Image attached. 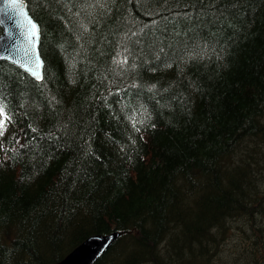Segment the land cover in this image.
Listing matches in <instances>:
<instances>
[{
    "label": "trees",
    "instance_id": "1",
    "mask_svg": "<svg viewBox=\"0 0 264 264\" xmlns=\"http://www.w3.org/2000/svg\"><path fill=\"white\" fill-rule=\"evenodd\" d=\"M25 1L44 71L0 62V264L112 231L94 264L264 261V0Z\"/></svg>",
    "mask_w": 264,
    "mask_h": 264
},
{
    "label": "water",
    "instance_id": "2",
    "mask_svg": "<svg viewBox=\"0 0 264 264\" xmlns=\"http://www.w3.org/2000/svg\"><path fill=\"white\" fill-rule=\"evenodd\" d=\"M24 5V11L30 16L25 1L22 0ZM4 4L0 3V26L2 28V33L0 34V56H6L7 52L5 49L12 45H15L20 50L16 54V57L9 59H0V61L8 62L28 75L35 79L30 72L26 71L22 65V58L24 57V52L27 46V41L25 40L26 31L24 28L20 27L17 21L20 19L18 17H9L4 14ZM35 23L36 21L32 19ZM22 23V21H20ZM37 24V23H36ZM38 25V24H37ZM8 31H11L12 35H8ZM39 31V26H38ZM39 39L37 42V52L39 53ZM30 47V46H27ZM41 59V56H40ZM42 61V59H41ZM41 77L43 75V61L42 67L40 69ZM42 79V78H41ZM35 79L36 81H41ZM120 232L114 231L105 235H92L86 238L82 243L75 247L71 252H69L62 260L53 264H94L114 243V241L120 236Z\"/></svg>",
    "mask_w": 264,
    "mask_h": 264
},
{
    "label": "snow or ice",
    "instance_id": "3",
    "mask_svg": "<svg viewBox=\"0 0 264 264\" xmlns=\"http://www.w3.org/2000/svg\"><path fill=\"white\" fill-rule=\"evenodd\" d=\"M0 3L4 4L3 11L6 16L20 18L17 23L20 27L25 29V40L27 41V46H30H26L21 66H23L26 71L30 72L35 79L40 80L42 78L40 73L42 61L37 52V42L39 39L38 25L24 11L22 0H0ZM20 21H22V23ZM8 35H12L11 31H8ZM19 50L18 47L12 45L5 49L7 55L0 56V59L16 57ZM117 56H120V53H117ZM113 62L120 65L126 64L127 57L125 56L123 59L114 58ZM8 121H10V116L6 111V105L0 101V136H3L4 130L6 129V122Z\"/></svg>",
    "mask_w": 264,
    "mask_h": 264
},
{
    "label": "rangeland",
    "instance_id": "4",
    "mask_svg": "<svg viewBox=\"0 0 264 264\" xmlns=\"http://www.w3.org/2000/svg\"><path fill=\"white\" fill-rule=\"evenodd\" d=\"M236 245H237V243H233V242L230 241V244L227 245V246L225 247V249L228 251V250H230V249H233ZM229 252H230V251H229ZM261 263L264 264V261L261 260V261H260V264H261Z\"/></svg>",
    "mask_w": 264,
    "mask_h": 264
},
{
    "label": "bare ground",
    "instance_id": "5",
    "mask_svg": "<svg viewBox=\"0 0 264 264\" xmlns=\"http://www.w3.org/2000/svg\"><path fill=\"white\" fill-rule=\"evenodd\" d=\"M37 23H38V22H37ZM169 228H170V227H169ZM109 233H110V232H109ZM104 234H105V233H104ZM119 237H120V236H119ZM116 240H117V239H116ZM114 243H115V242H114ZM239 255H241V254H239ZM239 255H238V256H239ZM236 257H237V256H236ZM236 257H235V258H236ZM239 259H241V257H240ZM261 264H262V263H261Z\"/></svg>",
    "mask_w": 264,
    "mask_h": 264
}]
</instances>
